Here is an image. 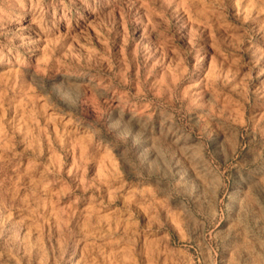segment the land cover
Instances as JSON below:
<instances>
[{"label":"rangeland","instance_id":"obj_1","mask_svg":"<svg viewBox=\"0 0 264 264\" xmlns=\"http://www.w3.org/2000/svg\"><path fill=\"white\" fill-rule=\"evenodd\" d=\"M0 264H264V0H0Z\"/></svg>","mask_w":264,"mask_h":264},{"label":"bare ground","instance_id":"obj_2","mask_svg":"<svg viewBox=\"0 0 264 264\" xmlns=\"http://www.w3.org/2000/svg\"><path fill=\"white\" fill-rule=\"evenodd\" d=\"M33 39H34V32L27 31L18 36V42L22 45L33 42L34 41ZM133 118L134 116H131L129 118V121H132Z\"/></svg>","mask_w":264,"mask_h":264}]
</instances>
